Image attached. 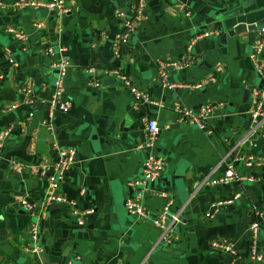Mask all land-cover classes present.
<instances>
[{
    "label": "crops",
    "instance_id": "crops-1",
    "mask_svg": "<svg viewBox=\"0 0 264 264\" xmlns=\"http://www.w3.org/2000/svg\"><path fill=\"white\" fill-rule=\"evenodd\" d=\"M2 1L8 7L0 13V129L10 131L0 162V262L264 264V253L260 263L250 257L252 248L262 253L263 233L252 239L249 230L259 219L256 212L264 218V166L233 161L238 178L211 184L235 156L264 157V121L253 129L248 115L251 88L264 86L249 59L264 25V0H144V19L118 56L112 48L122 28L118 14L131 17L137 0H65L67 13L14 10V0ZM9 26L23 30L26 42L7 33ZM204 31L211 33L188 51L194 36ZM187 52L188 65L169 69L165 81L158 78L159 63L181 61ZM60 57L70 65L64 79L68 109L50 115L40 101L52 95L53 61ZM113 69L153 103L135 102L109 72ZM91 78L97 88L88 85ZM27 83L34 103L21 92ZM207 103L216 109L206 131L177 113ZM148 118L161 129L151 147L144 143ZM71 147L75 161L58 191L86 213L84 224L78 225L70 206H47L39 221L43 250L29 253L23 245L33 220L21 200L43 201L46 176L41 170L54 163L60 149ZM149 155L163 158L166 167L143 204L157 211L163 205L157 194L164 191L173 197L172 210L181 211V224L169 242L160 239L151 221L129 215L124 207L131 195L127 183L140 176ZM236 193L233 205L210 207ZM216 239L231 240L237 258L213 251L210 244Z\"/></svg>",
    "mask_w": 264,
    "mask_h": 264
},
{
    "label": "built area",
    "instance_id": "built-area-1",
    "mask_svg": "<svg viewBox=\"0 0 264 264\" xmlns=\"http://www.w3.org/2000/svg\"><path fill=\"white\" fill-rule=\"evenodd\" d=\"M8 5L4 1L0 0V13L6 9ZM14 10L22 9H39L44 8L48 11H55L57 13H67L69 8L65 4V0H14L11 4ZM122 19V28L119 34H117L113 40L112 48L115 56L119 55L120 47L124 45L129 36L134 33L135 27L144 19V0H137L133 5L132 16L129 17L125 12H119L118 14ZM38 27L43 28L42 23L38 24ZM7 33L12 35L16 40L25 43L27 40V35L25 32L19 28L9 26L6 29ZM211 32L204 31L198 33L194 36L193 41L188 45V51H190L191 44H194L196 39L207 37ZM62 51L65 48H61ZM264 25L258 30L257 45L254 51L249 55L256 72L264 80ZM191 55L187 52V58L181 61H169L166 63H159L157 67L158 78L165 81L167 78V73L169 69H180L190 63ZM69 61L63 57L53 61V67L56 71L55 79L52 85V95L47 101H40L44 105H48L49 113L52 115L56 110L61 112H66L68 105L64 100V79L66 72L69 68ZM90 75H94V68L89 67L87 69ZM113 74L129 91L133 100L137 103L139 102H150L148 95L135 87L126 75L113 69L109 71ZM2 77L0 76V79ZM88 85L97 88L99 86L98 82L91 78ZM175 87L174 84L170 85ZM198 87V85H195ZM21 92L24 93L25 100L29 103H34L30 95L32 93V84L27 83L21 88ZM251 109L248 112L250 124L253 129L257 127L264 121V86L263 87H252L251 88ZM17 105L13 103L10 108H15ZM216 107L210 103L202 105L197 110L190 108H178L177 113L182 121L186 122L190 126H194L200 130H207L208 119L215 112ZM160 127L155 118H148L146 120V141L144 142L146 147H151L160 133ZM9 129H0V162L3 159V146L4 140L7 134H9ZM76 157V149L74 147L67 149H60L57 153V158L50 167H46L41 170V174L46 176V188L43 196V201L40 204L31 203L27 197H23L21 200V205L31 217L30 232L26 243L23 245V249L29 253L37 254L43 249L39 243V221L46 216V208L51 204H62L70 206L73 215L77 216L78 225H83V220L81 216L86 213H79L75 208L74 202L68 200L58 191L59 184L63 183L67 179V174L72 167ZM241 162L244 164H249L253 162L259 166H264V157L255 158L250 155L239 154L235 156L234 160L228 164L226 171L223 176L211 180L212 185H223L232 179L238 178L235 172L234 164L235 162ZM166 167V162L161 157L148 156L145 158L141 164L140 176L128 181L127 186L131 190V195L126 198L124 202L125 210L129 215L137 217L139 219H147L157 227L160 231V239L169 242L170 237L173 236L171 233H176V227L181 224L180 214L181 211L176 209L172 210L174 201L173 197L167 192H159L157 195L163 200V205L155 212L147 209L143 204L142 200L145 193L152 190V184L160 179L162 173ZM252 181V178H248ZM239 194H235L231 198L218 200L210 204V207L214 211L218 210L222 206L233 205L234 201L238 199ZM89 213V212H87ZM259 219H255L249 225L250 234L252 239H256L262 234V250L261 254H257L255 249L250 250V257L254 262H262L264 253V218L260 212L255 213ZM205 216L211 217L212 213L207 212ZM213 251L218 252L221 255H229L232 258H237V251L235 250L234 244L228 239H216L210 244ZM0 264H4L0 262ZM66 264H72L68 261Z\"/></svg>",
    "mask_w": 264,
    "mask_h": 264
},
{
    "label": "water",
    "instance_id": "water-1",
    "mask_svg": "<svg viewBox=\"0 0 264 264\" xmlns=\"http://www.w3.org/2000/svg\"><path fill=\"white\" fill-rule=\"evenodd\" d=\"M261 87V86H260ZM233 147V139H231L229 141V144H228V148L231 149ZM55 204H58V203H55ZM61 207L63 206L62 204H59ZM250 264H253V263H250Z\"/></svg>",
    "mask_w": 264,
    "mask_h": 264
}]
</instances>
